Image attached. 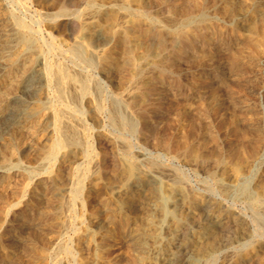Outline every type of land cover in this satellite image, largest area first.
Returning a JSON list of instances; mask_svg holds the SVG:
<instances>
[{"label": "rangeland", "instance_id": "374dc122", "mask_svg": "<svg viewBox=\"0 0 264 264\" xmlns=\"http://www.w3.org/2000/svg\"><path fill=\"white\" fill-rule=\"evenodd\" d=\"M85 1L47 0L42 2L40 0H7L5 5L0 7L1 14L8 11L12 12L16 15V18L28 25L32 33L34 31L33 35H35V38H33L37 45H40L46 55L52 56L51 58L56 64L58 63L63 67L66 66L70 72L79 73L81 71L80 74L85 73L86 77L89 76L87 78L93 79L94 85L92 84V89H94V92L91 89L93 98H96L94 100L97 102L101 101L97 104L99 106L102 104L100 107L102 109H100L98 115L99 119H94L90 109H87L89 107L86 103H82V118L84 122L86 121L85 124L87 123L86 127L88 129L86 131H89L86 132V135L94 151L93 154L101 162L100 165H103L102 169L100 166L97 179H88L84 183V191L73 204L71 211L64 209L61 213L52 216L50 211L55 204L50 201V204H44L41 207L42 212L47 209L46 211L49 214L39 226L28 225V227L19 230L15 221L25 210L24 203L27 198L26 195L22 196L21 194L22 187L26 185L31 187L36 182L35 175L42 174L54 163V161H51L44 166L38 163V155L41 150L55 140V135L41 134V127L46 122L45 118L59 106L57 100L53 97V89L42 91L39 112L24 128L18 129L17 126L13 127L6 121H0L1 131L6 134L8 140L7 148L0 153V167L6 169L7 175L11 177L8 188L5 189L0 200V264H89L92 261L95 264H163L156 254L149 251L151 245L149 241L145 244L144 249H139L132 242L133 235L140 230L141 220L139 218L133 220L130 217V210H128L129 208H127L125 202L139 190L137 177H140V175H142L141 179L150 175L155 177L157 207L164 210L168 209L173 213L179 212L182 201L186 196V187L190 188L192 193L197 196L209 197L212 201L220 203L225 208L238 212L240 215L243 214L241 216L245 219L247 218V221L253 219L254 213L249 203L236 190L239 182L249 188L257 187L254 194L264 200V145L259 147L258 158L253 162L243 164L236 174L227 159L225 160L227 166L223 171L220 168V164L214 162L211 157L209 158L206 155L207 153L205 154L203 153L204 151L198 150L201 152H199L200 156L198 158L200 159V164L195 166L192 157L174 155L172 148L171 150L163 149L157 143V139L163 135L162 130H165L164 134H169L168 136L173 141L179 136L178 139H182L185 133L187 135V125L184 123L181 111H178L180 110L179 105H175V101L183 102L184 99H189L186 97L188 92H192L194 97L183 103L185 108L193 112L191 117L194 119V125H197V127L194 126L196 127L195 132H192L193 139L190 140H193V143L205 135L204 138L208 142L210 141L207 147L209 148L208 151H212V154L220 155L221 153V156H226L232 148L240 145L239 135L241 132L239 130L241 129L246 130L250 134L247 141L252 146L259 145L262 140L264 141V62L257 63L264 56L260 54L261 57L259 55L257 59L255 58L256 61L251 60L254 57L250 50L247 51L245 47L247 42H244L255 37L253 32L249 31L254 25V28L258 25L264 27V16L254 15L251 17L252 15H248L250 16L248 19L235 21L217 12L218 9L222 8V0L221 3L220 0H200L203 10L205 9L204 14H206L204 15L206 16L204 20L206 28H204L203 32L199 26H197L199 28H192L195 36L189 38L186 35L187 28L178 29L173 36H165L163 43L159 45L160 47L156 45L158 41L154 40L156 47H158L154 49H158L156 54L164 55L163 57L166 61L163 63V67L161 66L160 68L162 74L159 75V82L153 85L152 90H150V98L148 97L145 100L148 104L146 105L145 102V118H147L145 127L139 126L136 130H130L117 127L116 125L112 126V124L110 125L111 121L108 119L111 115L109 109L112 107V99H114L113 97H115L118 89L115 88L120 82L119 75L107 79L99 68L89 67V69L85 65L82 66L75 63L64 52L51 55L49 51L52 46L56 45L64 49L72 41V38L76 36V23L68 26H63L62 24L55 26V23L49 24L48 21L43 20L40 13L53 14L60 4L71 9L70 12L73 9L75 11L81 10ZM166 1L164 0L163 4L157 3V8L155 5V8L153 7L154 9H152V13H155L154 16L160 20L162 25L173 24L175 23L174 19L175 21L179 19L178 15V17L176 15L175 17L170 12L175 11V8L170 6L172 4L170 0ZM259 1L264 3L263 0ZM259 1L256 0V4ZM103 2L114 3V0H103ZM236 2L241 3L242 1L236 0ZM249 2L251 1H247V3ZM165 13L167 14L165 15ZM116 19H118L116 15L104 16L101 13H94L93 18L90 20L86 19L85 22H93L97 28H102L103 26L108 27ZM135 21V19L127 18L125 19V24L134 25V32L138 35L142 33L144 27L141 24L138 25L137 21ZM232 24L239 27L238 29H240L241 33L239 36L232 33ZM209 28L210 30H208ZM208 42L215 43L213 46L219 45L223 58L221 61L217 62L211 58L209 52L213 48L208 49L211 46ZM241 46L243 47L240 49ZM90 48L100 52L101 50L108 51L113 46L92 44ZM202 49H204L205 54L204 52L202 53ZM22 50V48H19L17 51L6 55L7 65L5 70L0 73V107L6 98L16 94L18 87L21 86V78L25 74L24 66L27 67L31 64L32 57L23 55ZM184 51L186 52L185 57L181 59L180 55L184 54ZM13 61H16V63L12 64ZM179 76H184V82L187 84L185 86L187 87H178ZM95 84H97V87H95ZM96 90L100 92L96 94L98 92ZM178 91H181L179 95ZM182 93H185L184 97H181ZM95 95L96 97H94ZM71 102L70 99L67 101V103L72 104L70 106H73L74 104ZM163 107L166 108L163 109ZM160 108L164 110V114L166 113L167 121L162 125V129H159L161 125L156 120L158 119L157 113ZM122 113L135 121L139 120V116L135 113L130 114L126 110H122ZM217 116L221 117L218 118ZM245 118L249 119V123L246 122V125L242 123V119ZM180 120L183 122L182 125ZM150 124H153V126ZM165 124L166 126H164ZM155 126L158 128L156 129ZM157 134L159 137H157ZM173 137L176 138L174 139ZM110 138L111 140H109ZM237 138L239 139L237 140ZM120 139L125 142V145H128L127 148L123 147L124 144ZM119 140L121 143H118ZM153 140L155 143H153ZM116 142L117 144H115ZM118 160H120V165L129 169V176H114V167L116 161L119 163ZM79 165H82V163ZM15 170H18L19 173L14 174ZM173 175L179 178V180H176L177 182L174 180L176 183L171 181L175 178ZM170 177L171 179L169 180L168 178ZM238 178L239 181L237 180ZM223 183L230 186L229 194L221 190ZM106 186L113 187V189L123 188L124 191L116 196L117 199L112 200ZM230 188H232V191ZM67 200L68 194L66 191L63 201ZM47 205H50V207ZM161 218L160 216L159 219ZM66 220L71 221L70 225L60 230V225ZM166 220L167 218H164L162 224L159 223V220L155 222L157 233H160L162 237H170L165 232ZM171 228L175 231L177 227L173 225ZM102 230L103 233H101ZM153 230L154 228L150 227L146 232L151 234ZM91 232L94 233V236L90 235ZM195 234V249L205 246L208 234L202 231H196ZM212 234L220 240V243L215 250V259H212L213 261L208 264H221L230 258H235L238 250L242 252L241 241L256 243L257 240L264 239V227H255L254 232L252 231V233L246 235L245 239L236 241L240 242L237 244L231 234H229L231 239L229 236H223L216 226L213 227ZM2 244L10 245L13 248L12 254L8 258L3 256L5 247ZM93 244L95 248H93ZM59 247L69 249L71 254L66 255ZM162 248L170 253L169 249ZM68 256L70 257L68 258ZM186 260L188 259L183 260L182 264H190Z\"/></svg>", "mask_w": 264, "mask_h": 264}, {"label": "bare ground", "instance_id": "6f19581e", "mask_svg": "<svg viewBox=\"0 0 264 264\" xmlns=\"http://www.w3.org/2000/svg\"><path fill=\"white\" fill-rule=\"evenodd\" d=\"M6 1L7 0H0V7L5 5ZM40 1L45 2L47 0ZM241 1V3H238L236 0H222V8L218 9L217 12L220 13V15H226L227 17L232 18L231 20L235 21L248 19L250 18L248 15H252L251 17L254 15H262V17L264 16V3H260L262 1L258 0L259 2L257 4L256 0ZM247 1L251 2L247 3ZM163 2L164 0H114V3H105L103 0H86L84 2V7L81 8V10L75 11V9H73L75 12L73 10V12H70L71 9L60 4L56 8V12L53 14H47L43 12L40 13V16L43 20L48 21L49 24L55 23V26L57 24L68 26L76 23V36L72 38V41L64 49L58 45L52 46L49 49L51 55L64 52L78 65H85L88 68L90 67L94 69L99 68L107 79H111L115 75L120 76V82L118 83L117 87L113 84V86L116 87L115 89L118 88V91L116 90L115 97L112 99V110L109 107L111 115L109 113L110 118L108 119L111 121L110 125L112 124V126L116 125L117 127L130 130H136L137 127L139 128V126L145 127V124L147 123V118H145V100L149 97L150 90H152L153 85H156L159 82V75L162 74L160 68L161 66L163 67V63L166 61L163 57L164 55L156 54V51L158 50H154L156 45L159 46L162 44L165 36H173V34L177 32L178 29L181 30V28H187L188 31H186L187 29L185 30L186 35L190 38L195 36V32L192 30V28L195 29L197 26H199L201 27L200 30L202 32L204 28H206V25H204V20L206 18V16H204L206 15L204 14L205 9L203 10L200 0H170L172 4L168 5L175 8L174 12H170H172V15L174 16L178 15L179 19L176 21L174 19L175 23L173 24L171 23L165 25H162L160 20L154 16L155 13H152V9L155 8V5L157 8V3L163 4ZM166 3L168 2L166 1ZM176 10L179 12H176ZM94 13H101L104 16L116 15L118 19L112 22L108 27L103 26L102 28H97L93 22H85L86 19H92ZM166 14L167 13H165V15ZM180 15L183 16L180 17ZM127 18L135 19L137 21L135 22L138 23V25L141 24L144 27L142 33L138 35L135 34L133 28L134 25L125 24V19ZM214 26L216 27V25ZM254 26L249 31L253 32L255 37L250 38L247 41L243 40L244 42H247L245 43L247 51L250 50L254 57L251 60H255V58L257 59L260 54L264 56V27H260L261 25H258L254 28ZM238 28L239 27L237 25L233 26L232 24L231 26L232 33H235L239 36L241 33L240 29ZM208 30H210V28ZM33 34L34 31L32 33V31L29 30L28 25L16 18V15H14L12 12L8 11L4 14L0 13V73L6 68V55L8 53H13L19 48H22L23 55H28L30 58L32 57L31 64L27 67L24 66L25 74L21 78V86L18 87L16 94L10 98H6L3 105H1L0 121H6L13 127L17 126L18 129H22L27 126V124H29L39 112L38 109H40V95L42 91L47 89H53V97L59 104L55 111L48 114V117L45 118V125L41 127L42 135H55V140H53L51 144L45 146L38 155L39 165L44 166L49 164L51 161H54V163L42 174L35 175L36 182L31 185V187L28 185L22 187L21 194L22 196L26 195L27 198L25 199L24 203L26 207L25 210L15 221L19 230L28 227V225L39 226V224L45 220L47 214H49V212L46 211L47 209L42 212L41 207H43L44 204H50V201L54 202L55 204V206L52 207L50 211L52 216L61 213L64 209L71 211L73 204L84 191V183L88 181V179H97L101 166V162L95 158L93 154L94 151L92 150V146L87 138L86 132L89 130L86 131V129H88L86 127L87 123L85 124L86 121L84 122L82 118L81 109L82 103H86V105L89 107L87 109H90L93 118L99 119L98 115L100 109H102L100 108L102 104L99 106L97 103L101 101L97 102L94 100L96 98H93V79L90 80L87 78L89 76L86 77V75H84L85 73L80 74V70L79 73L75 71L70 72L66 66L64 67L67 69L58 63L56 64V62L52 60V56L46 55L41 49L40 45H37L36 41L34 40L35 35ZM154 40L158 41L156 42L157 44ZM153 41L154 43H152ZM92 44H108L112 45L113 48L109 49L108 51L101 50L100 52H96L90 48ZM209 44H211V46L207 48H213V50L209 52L211 54V58L217 62L221 61L223 58L219 45L217 44L213 46L215 43L211 42ZM243 46H241L240 49ZM194 48L196 47L194 46ZM185 51L184 54L181 53V59L185 57ZM203 52L204 49H202V53ZM204 54L202 55L205 56ZM262 62H264V58L259 60L257 63ZM14 63H16V61L12 62V64ZM184 81V76L178 77L179 88H181V86L187 85ZM95 87H97V84H95ZM99 92L100 91L95 93L98 94ZM180 92L178 91V95ZM181 95V97H184L183 95H185V93H182ZM94 97H96V95ZM186 97L189 98L186 100H190V98L192 99L194 95L192 92H188ZM68 98L73 102V106H70L72 104L67 103L69 100ZM186 100L184 99L183 102ZM175 102V105H179L180 110H177L179 112L181 111L183 121L187 125V128L185 127L186 125L184 128L188 129L187 131L189 133L187 132V135L185 133L182 139H178L180 137L179 135H183L179 134L177 135L179 136L178 138L173 137L174 139L176 138L173 141L168 136L169 134H164L165 130H162L163 133L160 132L163 134L162 136L159 137L157 134V137H159L157 139V143L163 149L171 150L172 148L175 153L174 155L177 154L182 155L183 157H192V159H194L193 161L195 166L200 164V159H198L200 156L199 152L204 151L203 153H207L206 155L209 158L211 157L214 162L220 164L221 167H219L222 168L221 170L225 169L227 166L225 160H229L230 165L233 167L232 170L236 174L243 164L253 162L258 158L259 147L264 145V141L262 140L259 145L252 146L251 143L249 144L247 141L250 134H248V132L243 129L239 130L241 133L238 131L240 133V139L237 138V140H240V145H238L236 148H232L226 154V156H221V153L220 155L212 154L211 150V152H209V148L207 147L210 141L208 142V140L204 138L205 135L201 136L199 140L195 141L194 143L192 142L193 140L190 141L193 139L192 132L197 127V125H194V119L191 117L193 112L185 108V102ZM146 105H148L147 102ZM164 108L166 107H163V109ZM163 109L160 108L161 111L159 110L157 113L158 119L156 120H158V123L161 125V128L159 129H162V125L167 122L166 113L164 114ZM122 110H126L130 114H137L139 116V120L136 118L137 121H135L131 117H128L127 115L125 116V114L122 113ZM242 120V123L244 124L246 122L249 123V119L245 118ZM181 122L182 120H180V123ZM182 124L183 122L181 125ZM150 125L153 126V124ZM164 126H166V124ZM111 138L109 140H111ZM120 140L118 143H121L122 140ZM122 143L124 144L125 142L122 141ZM153 143H155L154 140ZM115 144H117V142ZM194 144L196 145L194 146ZM7 146L8 140L6 134L2 133L0 126V153L3 149H6ZM123 147L127 148L128 145L124 144ZM115 160H117V158H115ZM118 161L119 163L116 161V165L114 167V176H129V169H126V167L120 165V160ZM80 163H82V165H79ZM159 170L158 172H160ZM164 172L166 173V171ZM17 173H19V171L15 170L14 174ZM141 176L142 175L137 177L140 187L139 190L136 191L135 195H132L131 198H128L125 202V205L127 208H129L128 210H130V217L133 220L137 218L141 220L140 230L133 235L132 242L138 246L139 249H144L145 244L149 241L151 244L149 251L156 254L163 264H182L183 260L185 259H188L186 261H189L190 264H208L209 262H212L215 259V250L217 245L220 243V240L215 238L214 234H212L214 226L219 229L223 236H229V234H231L235 239L234 242L241 241L244 237L246 238V235L252 233V231L254 232L255 227H264V200L259 198L260 196L258 197L256 194H254V191L257 189L256 186V188H249L242 184V182H239L238 188L236 189L238 190L239 195H241L244 200L249 203L253 210V219H250L251 221H247V218L245 219L241 216L243 214L240 215L238 212H235L229 208H225L220 203L212 201L209 197L197 196L193 194L192 190L188 187L185 188L186 196L182 201L181 208L178 213H173L168 209H160L157 207V190H155L154 185L156 181L155 177L150 175L149 177L145 176L144 179H141ZM10 179L11 177L10 175H7L6 169L0 167V200L3 197L5 189L8 188ZM168 179L170 180L171 177ZM174 180H179V178L175 176V178L171 180L172 182L176 183L177 181L175 182ZM237 180L239 181V178ZM229 187L230 186L227 184H224L221 190L227 194L229 192ZM106 188L109 191L108 193L110 194V198L112 200L117 199L116 196L124 191L123 188L113 189V187L111 188L109 186H106ZM230 190L232 191V188H230ZM66 191L68 194V200L63 201V196ZM47 206L50 207V205ZM160 216L162 217L161 219H159ZM164 218H167L165 232L170 237H162L160 233H157L155 222L156 220H159V223L162 224L164 222ZM70 223V220L64 221L60 225V230L69 226ZM173 225L177 227L175 231H173L171 228ZM150 227H153L154 230L151 234H147L146 231ZM196 231H202L208 234V238L206 239L207 244L205 246H200L197 249H195L194 244ZM101 233H103V230ZM93 234L94 233L92 232L90 233L91 236H94ZM237 243L240 242H236V244ZM240 244L243 247L242 252L238 250L239 252H236L235 258H230L221 264H264V239H261L260 241L257 240L256 243L248 241L245 243V240H243ZM2 245L5 247V253L3 256L4 258H8L12 254L13 248L10 245ZM162 247L169 249L170 253H168L166 249L164 250ZM93 248H95L94 244ZM59 249L66 255L71 254L69 249L62 247H59ZM69 257L70 256H68V258ZM58 260L60 261V259ZM89 264L95 263L92 261Z\"/></svg>", "mask_w": 264, "mask_h": 264}]
</instances>
